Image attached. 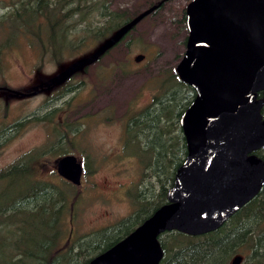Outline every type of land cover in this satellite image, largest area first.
Here are the masks:
<instances>
[{"label":"trees","instance_id":"obj_1","mask_svg":"<svg viewBox=\"0 0 264 264\" xmlns=\"http://www.w3.org/2000/svg\"><path fill=\"white\" fill-rule=\"evenodd\" d=\"M165 1L145 0L144 7L132 12L111 6L110 0L13 1L12 8L0 15V27L5 30L4 39H0V69L5 48L17 44L22 34L30 38L40 54L59 59L66 54L81 53L92 44L91 40L103 42L124 23L155 4L146 16L156 13ZM179 23L187 30L183 39L186 45V7L181 11ZM135 28L136 24L101 57L120 47L131 48L134 41L129 37ZM116 63L108 68L118 65L126 69V62ZM65 82L59 93L61 97L82 86ZM146 84L154 91L152 99L140 107L131 105L124 148L138 156L144 176L158 179L156 197H148L142 186L130 189L134 203L130 214L71 241L73 229L68 227L67 220L74 214L76 184L64 177L60 182L40 178L32 165L35 153H24L0 170V264H88L168 202V188L188 153L180 118L197 91L179 77L175 65L160 69ZM259 97H263V91ZM17 125L0 128V139L9 130L17 129ZM253 153L264 159V145ZM83 165L87 173V162ZM159 239L164 248L159 264H229L236 254L243 256L241 264H264V185L219 228L197 235L169 229Z\"/></svg>","mask_w":264,"mask_h":264},{"label":"water","instance_id":"obj_2","mask_svg":"<svg viewBox=\"0 0 264 264\" xmlns=\"http://www.w3.org/2000/svg\"><path fill=\"white\" fill-rule=\"evenodd\" d=\"M156 6L34 90L9 89L25 96L62 84L96 62ZM186 13V50L176 69L197 91L180 118L188 153L168 188V202L88 264H159L164 257L162 232L215 230L264 185V159L253 153L264 145V0H190ZM145 56L138 53L135 59ZM56 166L65 179L82 183L84 165L76 154L61 155ZM242 260L236 254L231 264Z\"/></svg>","mask_w":264,"mask_h":264},{"label":"rangeland","instance_id":"obj_3","mask_svg":"<svg viewBox=\"0 0 264 264\" xmlns=\"http://www.w3.org/2000/svg\"><path fill=\"white\" fill-rule=\"evenodd\" d=\"M13 1L0 0V15L12 8ZM189 1L166 0L156 13L140 20L129 37L134 41L131 48L114 49L68 78L66 84L82 85L76 92L61 97L64 84L25 96L0 90V128L18 123L17 129L0 139V170L32 152L36 155L32 161L35 175L60 182L62 176L56 166L64 154L60 150L76 154L83 164L87 162L88 172H83L82 183L76 185L74 214L67 220L73 229L71 241L130 214L134 210L130 189L142 186L148 197H156L158 179L144 176L138 156L124 148L125 124L131 105L140 107L152 99L154 91L146 87L147 79L160 69L176 66L182 58L187 30L179 18ZM110 2L115 8L132 12L144 7L145 0ZM4 31L0 27V39H4ZM90 42L81 53L57 59L40 54L22 34L17 44L7 46L2 54L0 86L34 90L102 43ZM138 53L146 57L137 61ZM117 61L126 62V69L118 65L108 68Z\"/></svg>","mask_w":264,"mask_h":264},{"label":"flooded vegetation","instance_id":"obj_4","mask_svg":"<svg viewBox=\"0 0 264 264\" xmlns=\"http://www.w3.org/2000/svg\"><path fill=\"white\" fill-rule=\"evenodd\" d=\"M0 87H1L0 90H2V89L9 90L8 86H0Z\"/></svg>","mask_w":264,"mask_h":264}]
</instances>
